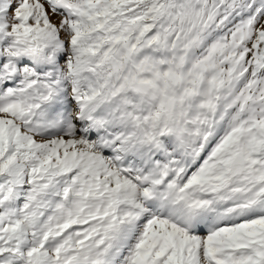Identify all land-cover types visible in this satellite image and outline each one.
<instances>
[{"label":"snow or ice","instance_id":"obj_1","mask_svg":"<svg viewBox=\"0 0 264 264\" xmlns=\"http://www.w3.org/2000/svg\"><path fill=\"white\" fill-rule=\"evenodd\" d=\"M0 264H264V0H0Z\"/></svg>","mask_w":264,"mask_h":264}]
</instances>
